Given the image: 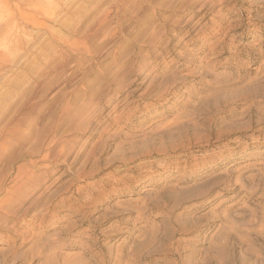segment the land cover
<instances>
[{
  "label": "clouds",
  "instance_id": "clouds-1",
  "mask_svg": "<svg viewBox=\"0 0 264 264\" xmlns=\"http://www.w3.org/2000/svg\"><path fill=\"white\" fill-rule=\"evenodd\" d=\"M0 264H264V0H0Z\"/></svg>",
  "mask_w": 264,
  "mask_h": 264
}]
</instances>
